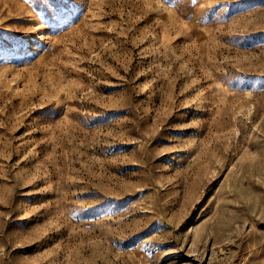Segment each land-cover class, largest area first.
Returning <instances> with one entry per match:
<instances>
[{"label":"rangeland","instance_id":"rangeland-1","mask_svg":"<svg viewBox=\"0 0 264 264\" xmlns=\"http://www.w3.org/2000/svg\"><path fill=\"white\" fill-rule=\"evenodd\" d=\"M0 264H264V0H0Z\"/></svg>","mask_w":264,"mask_h":264}]
</instances>
